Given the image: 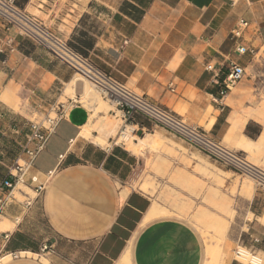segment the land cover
Segmentation results:
<instances>
[{
  "label": "crops",
  "instance_id": "0c3cea01",
  "mask_svg": "<svg viewBox=\"0 0 264 264\" xmlns=\"http://www.w3.org/2000/svg\"><path fill=\"white\" fill-rule=\"evenodd\" d=\"M115 1L28 0L17 6L40 13L41 23L137 94L216 140L231 141L238 152L259 151L264 160V110L246 100L264 85V0ZM241 20L248 27L235 39ZM240 45L250 52L239 55ZM232 64L246 75L221 100ZM74 76L45 48L7 30L0 17V184L21 156L29 118L50 114ZM89 120L81 105L67 110L33 170L46 178L43 192L28 211L13 206L6 216L15 228L0 232V255L10 256L2 264H46L39 257L44 246L55 249L51 264H116L127 248L131 264H205L207 245L194 225L177 216L143 224L153 202L126 192L147 152L134 155L113 146L112 138L106 147L81 138ZM134 126L144 136L160 129L142 117ZM251 201L256 219L247 222L242 244L264 253V225L257 219L264 199L256 192ZM26 252L33 256H22ZM85 254L83 263L78 255Z\"/></svg>",
  "mask_w": 264,
  "mask_h": 264
},
{
  "label": "built area",
  "instance_id": "2783aa9c",
  "mask_svg": "<svg viewBox=\"0 0 264 264\" xmlns=\"http://www.w3.org/2000/svg\"><path fill=\"white\" fill-rule=\"evenodd\" d=\"M0 17L7 30L15 28L21 36L45 48L54 58L63 62L76 74L86 77L100 96L113 106L115 109L113 114L118 115L122 121L117 135L111 140L113 146L125 147L124 139L127 137L136 142L138 138L144 136V129L139 130L134 126L136 118L142 117L154 127L169 132L197 149L215 163L252 179L258 188L264 190V169L251 163L246 154L229 149L203 129L188 124L172 111L137 94L126 84L101 70L89 58L73 50L68 42L52 33L36 17L17 7L14 0H0ZM247 27L248 23L241 20L232 33L233 37L241 39ZM249 52L246 46L240 45L237 48L239 55H246ZM245 75L246 71L242 66L231 65L223 88L219 92L221 100L245 78ZM69 105L70 107L78 106V102L70 99ZM67 110L65 104L59 103L42 121L28 122V132L20 145L21 156L10 168L7 178L0 184V220L6 218L13 206H19L23 210L30 209L43 192L46 182L34 175L33 170L38 158L46 151L51 138L56 134ZM52 114L55 116L52 117ZM20 186L30 189L36 195L35 198L19 190ZM17 191L25 201L18 200ZM46 251L48 247L44 246L41 253H46ZM249 251L259 257L255 251L251 249ZM240 256L242 254L238 248L235 252V260L243 264L244 262L239 259Z\"/></svg>",
  "mask_w": 264,
  "mask_h": 264
},
{
  "label": "rangeland",
  "instance_id": "374dc122",
  "mask_svg": "<svg viewBox=\"0 0 264 264\" xmlns=\"http://www.w3.org/2000/svg\"><path fill=\"white\" fill-rule=\"evenodd\" d=\"M115 2H121V0H116ZM26 12L36 18L41 16L40 13L31 8L27 9ZM48 26L46 25L49 29ZM50 31L54 33L52 30ZM259 58H264V55L261 53ZM74 75L77 74L74 72ZM82 88V83H78L76 95L70 94L67 97L62 95L59 103L65 104L67 109H69V100L72 99L77 101L78 105L85 107L90 112L87 128L97 127L102 119L101 117H109L116 121L120 128L122 121L118 118V115L115 116L113 114L115 109L107 100L102 99L100 94H98L99 97L109 105L105 113L95 115L90 108V102H80L79 97ZM129 88L135 91L132 87L129 86ZM246 100L251 105H254V108L259 107V110L263 111L264 85H261L259 91L254 94V97L249 96ZM54 116L52 114V117ZM44 118L45 116L34 113L33 117L29 119L30 121H42ZM155 134L159 137L158 144L153 148H144L143 154L145 152L148 154L146 165L127 185L128 189H126V192L135 191L145 194L150 197L151 203L156 202L161 207L169 209L171 212L173 211L172 217L183 218L182 220L189 222L192 226L194 225L197 232L204 238L207 248H213L212 250L218 255L215 256V258L218 257L216 259L217 262L214 261L215 259H210L207 255L208 261L206 264H228L230 260H235V252L238 248L246 247L242 244L243 238L241 234L247 229V222L256 219L251 214V209H254V207L251 208L252 201L244 196V192L240 190L241 186L244 182L252 181L255 193L259 192L263 199L264 190L258 188L252 179L215 163L203 153L169 132L158 129ZM150 135L152 134L148 136ZM146 137L141 136L136 142L138 143L139 139ZM111 138H115V135ZM223 144L231 150L238 151V147L232 144L231 141H226ZM125 147L128 148L127 146ZM198 157L202 159L203 165L194 161ZM247 157L251 163L264 169L262 153L259 151L256 153L249 151ZM207 166L211 169L207 168ZM41 180L45 181L46 178L43 177ZM19 190L29 194L31 198H35L36 196L30 189L23 186H20ZM16 196L19 201H25L19 191H17ZM22 211L24 210L22 209ZM261 213L262 207H258L256 215H261ZM4 219L6 218L0 220V224ZM257 219L260 222L259 218ZM0 232H2L1 229ZM47 247L48 251L41 253V255L51 263V258L56 256V252L51 246ZM252 251H255L264 259V253L257 252L256 250ZM86 257V254L84 256L78 255V259L82 258L83 263ZM2 258L3 256L0 255V259Z\"/></svg>",
  "mask_w": 264,
  "mask_h": 264
},
{
  "label": "bare ground",
  "instance_id": "6f19581e",
  "mask_svg": "<svg viewBox=\"0 0 264 264\" xmlns=\"http://www.w3.org/2000/svg\"><path fill=\"white\" fill-rule=\"evenodd\" d=\"M80 82L82 83V87H83L81 95L79 97L80 102L81 103H82V101L90 102L91 103L90 108L95 115L100 114V113H105V110H107L109 108L108 103L103 101L102 100L103 98L101 99L99 97L98 91L95 90V88L86 79V77H84L81 74H77L74 76L73 80L70 82V84H68L67 89L64 91L63 96L67 97L70 94L76 95L77 86H78V83H80ZM101 118L102 119H101V121L97 127L87 128V126H85L83 128L82 132L80 133V137L85 139V140H92L96 145H98L100 147H106V146H108L109 138H111L114 135L116 136L118 133L117 131H119L120 128H119L118 123L116 121L110 119L109 117H101ZM94 132H98L99 136H97V137L94 136L93 135ZM124 141L126 142L125 145L128 147L129 151H131L134 155H140L143 152L144 148H148V147L153 148L156 144H158L159 137L156 134L150 135L144 139H139L138 143L131 140L130 137H127L126 139H124ZM243 141H247V140L245 138H243ZM248 144H249V142H248ZM262 144H264V138L262 139ZM239 149H240V147H239ZM194 161L201 163V164L203 163L202 159L199 157L194 159ZM209 166H211V165L209 164ZM209 166H207V168ZM255 166H257V165H255ZM209 169H211V168L209 167ZM212 171H214V170L212 169ZM240 190H242L244 192V196L247 199H249V200L253 199V196L255 193V187L253 186L252 181H247L246 183L244 182L242 184ZM172 212L169 209H165V208L161 207L158 203L153 202L151 207L149 208V210L146 213L143 224H146L149 221L151 222V220L156 219V218H160V217L165 218V216H169V218H170V216L172 217V214L174 213V212L173 213ZM259 220L264 225V214L261 217H259ZM14 228H15V223L9 221L8 219H4V221L0 224V229L4 233L10 232ZM212 249L213 248H207V255H208V257H210V259H215L214 261H216V259L218 257L215 258V256H218V255H216L215 251H213ZM239 250L242 254V256H240L239 259L242 262H244L243 264H264V259L262 257L254 256L248 249H246L244 247H239ZM23 255L33 256L32 253H30V252L22 253V256ZM39 257H41L42 261L45 262L46 264H51L43 255H41ZM9 258H10V256H7V257L0 259V264L5 262ZM210 259H209V261H210ZM207 261H208V259H207ZM116 264H131V253H130L129 248H127L124 255L118 260V262ZM212 264H214V263H212Z\"/></svg>",
  "mask_w": 264,
  "mask_h": 264
},
{
  "label": "trees",
  "instance_id": "16d2710c",
  "mask_svg": "<svg viewBox=\"0 0 264 264\" xmlns=\"http://www.w3.org/2000/svg\"><path fill=\"white\" fill-rule=\"evenodd\" d=\"M28 0H14V2H15V4H16V6H17V2H27ZM17 7H19V6H17ZM22 7H20V9H21ZM69 44V43H68ZM69 46L73 49V50H75L76 52H78L79 54H81L82 56H84V57H86L87 58V56L84 54V53H82L79 49H77V48H75V47H72L70 44H69Z\"/></svg>",
  "mask_w": 264,
  "mask_h": 264
}]
</instances>
